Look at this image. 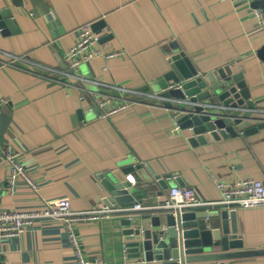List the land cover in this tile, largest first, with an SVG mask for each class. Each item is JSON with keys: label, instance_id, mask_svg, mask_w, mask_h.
Here are the masks:
<instances>
[{"label": "crops", "instance_id": "1", "mask_svg": "<svg viewBox=\"0 0 264 264\" xmlns=\"http://www.w3.org/2000/svg\"><path fill=\"white\" fill-rule=\"evenodd\" d=\"M5 9H11L16 24L8 32L0 26V93L7 99L3 113L11 115L8 126L0 119V210L36 209L62 197L70 199L75 211L107 206L110 194L102 177L112 172L133 180L127 185L140 188L134 203L148 209L160 206L170 188L180 185L175 175L184 184L180 186L191 187L214 202L222 200L215 179L264 180V126L252 134L240 131L193 145L189 130L179 128L175 112L164 104L144 100L107 116L106 107L97 102L99 93L115 94V87L163 91L158 78L170 69L171 52L179 49L200 73L226 67L246 81L264 120V59L258 53L264 46V27L258 24L251 4L232 0H0V12ZM100 20L105 21L99 32L103 50L124 54L81 64L79 73L89 81L78 82L65 74L69 71L67 53L78 41L77 29ZM16 57L48 68L32 69L29 62ZM6 144L20 152V161L38 191L20 180L15 193L10 192V166L3 154ZM129 167L133 170L126 171ZM159 177L170 188L164 190ZM150 180L155 182L152 187L147 184ZM237 212L243 247L230 251L264 250V205L238 206ZM129 215L117 212L79 225L85 255L92 264H141L127 251L123 220ZM0 264L78 262L62 222L43 219L23 235L0 241ZM226 264H264V256Z\"/></svg>", "mask_w": 264, "mask_h": 264}, {"label": "water", "instance_id": "2", "mask_svg": "<svg viewBox=\"0 0 264 264\" xmlns=\"http://www.w3.org/2000/svg\"><path fill=\"white\" fill-rule=\"evenodd\" d=\"M251 6L263 7L264 0H256ZM13 15L11 9L0 12L4 32H8L9 27L14 29ZM92 26L95 32H102L105 21H97ZM258 53L264 59V46ZM169 62L170 69L158 78L163 90L158 93L165 98V107L175 112L179 128L189 130L191 144H207L238 135L240 131L248 135L264 126L246 81L233 75L230 68L200 73L179 49L171 52ZM0 119L3 126H8L11 115L3 113ZM129 168L126 171L133 170ZM102 178L110 194L106 200L110 207L130 205L138 199L135 192L140 188L127 185L133 180L126 178V181L116 172ZM175 181L184 185L176 175ZM147 184L152 187L155 182L150 180ZM159 184L164 190L171 186L165 178H160ZM163 204L165 201L158 207L132 212L123 220L127 251L139 263L226 264L228 260L264 256V250L230 251L243 247L237 225L238 205L219 202L180 209L162 207Z\"/></svg>", "mask_w": 264, "mask_h": 264}, {"label": "built area", "instance_id": "3", "mask_svg": "<svg viewBox=\"0 0 264 264\" xmlns=\"http://www.w3.org/2000/svg\"><path fill=\"white\" fill-rule=\"evenodd\" d=\"M244 1L249 5L256 0H232ZM254 16L258 20V24L264 27V6L253 8ZM78 41L67 53L69 71L65 74L76 81L89 80L84 78L79 73L80 65L85 62H90L96 58L111 60L124 54L123 51L106 52L102 48L101 35L94 31L92 23H85L77 29ZM25 60L35 68H48L43 63H37L27 59L26 57H16ZM105 69L107 67L105 66ZM34 73L33 70H30ZM97 82V81H94ZM97 84H100L97 82ZM116 93L102 92L97 96L98 105L106 108V115H113L117 112L125 110L144 100H152L163 104V98L158 92H143L115 87ZM85 97L81 95L83 100ZM7 99L0 93V115L3 113ZM5 160L9 163V176L7 177L8 189L13 194L15 193L17 183L24 180L34 190L38 191L39 186L30 176V173L20 161V152L13 145L6 144L3 149ZM216 185L222 194L221 201H207L197 194L195 189L187 186H174L170 188L168 198L165 204L161 205L166 208L187 209L196 206L213 205L215 203L236 204L238 206L253 207L264 205V180L255 179L252 177L240 178L233 182H226L215 179ZM154 208V207H153ZM148 207L140 202L123 206L122 208H114L104 206L100 208H92L85 211H75L72 209V204L69 198L62 197L53 201H47L40 208L30 210H0V241L16 236L23 235L30 226L37 221L43 219H54L62 222L65 227L70 243L73 247L78 264H92L85 255V247L83 239L79 232V225L95 221L101 217L110 216L117 212L132 213L135 211H144ZM151 209V208H150ZM102 264H107L102 261Z\"/></svg>", "mask_w": 264, "mask_h": 264}]
</instances>
